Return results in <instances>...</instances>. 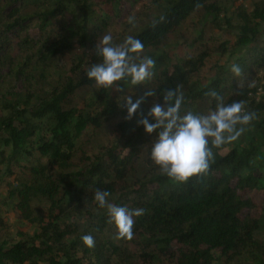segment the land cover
<instances>
[{
  "label": "trees",
  "instance_id": "16d2710c",
  "mask_svg": "<svg viewBox=\"0 0 264 264\" xmlns=\"http://www.w3.org/2000/svg\"><path fill=\"white\" fill-rule=\"evenodd\" d=\"M145 1L126 37L155 60L153 76L98 88L85 73L102 62L99 37L122 44L114 21ZM223 1L0 0V65L10 74L0 73V204L36 226L32 236L13 235L0 213V264H264V0L231 13ZM182 29L184 54H166ZM226 30L237 33L234 43ZM77 47L63 71L59 60ZM179 85L181 116L214 111L212 90L255 114L237 125L245 131L235 141L212 148L206 174L185 183L153 163L159 129L149 135L139 124ZM146 90L156 95L126 119V99ZM96 189L117 206L144 209L133 239L114 238ZM86 234L95 247L83 244Z\"/></svg>",
  "mask_w": 264,
  "mask_h": 264
},
{
  "label": "clouds",
  "instance_id": "9594fccd",
  "mask_svg": "<svg viewBox=\"0 0 264 264\" xmlns=\"http://www.w3.org/2000/svg\"><path fill=\"white\" fill-rule=\"evenodd\" d=\"M129 23L135 26L132 18H129ZM95 51L102 58V62L92 65L85 76L94 81L98 88L109 89L128 78L132 85H140L153 76L151 70L155 66V60L141 55L144 45L131 35L127 36L122 44L113 45L112 36L102 34ZM231 71L237 77L242 74L238 65H233ZM181 88L182 85H179L164 92L163 104L154 103L147 117L139 120V124L149 135L159 129L150 154L153 163L169 179L185 183L193 177L206 174L213 160L212 148H220L235 141L245 131L244 127L237 128V125H249L255 114L246 112L242 101L225 105L223 98L212 90L206 95L216 100L214 111L207 115L188 112L181 116ZM155 95L153 90H146L144 96L135 102L131 97L127 98L123 104L127 108L126 119L130 120L137 113L141 103ZM109 196L110 193L106 190L94 191L95 202L99 208L107 210L109 222L115 225L114 238L133 239L134 217L142 216L144 209L129 210L117 206L109 202ZM81 239L88 248L95 247L92 235H83Z\"/></svg>",
  "mask_w": 264,
  "mask_h": 264
},
{
  "label": "rangeland",
  "instance_id": "374dc122",
  "mask_svg": "<svg viewBox=\"0 0 264 264\" xmlns=\"http://www.w3.org/2000/svg\"><path fill=\"white\" fill-rule=\"evenodd\" d=\"M260 1L263 0H224L228 11L234 12L238 7H242L248 11H251L254 5ZM149 3L147 1L143 2L142 4L138 5L135 10L129 16H124L121 19L114 21V27L116 30L119 31V35L116 39L119 41L122 40L121 38L126 37L127 34H129V29L132 27V24L129 23V18H132L133 20H136L138 18V15L141 14L145 7L148 6ZM201 25L203 22H200L199 19H195V25ZM199 27H202L199 26ZM225 27V26H224ZM228 31V30H226ZM108 34V33H104ZM228 39L232 40V43L235 41V37L237 33L235 31H228L227 34H225ZM187 36V31L185 29H182L180 32H178L175 36H173L170 39V45L167 47V49L164 51L168 55H174V54H180L183 55L184 51L182 50L181 40ZM113 37V36H112ZM120 38V39H119ZM114 41V39L112 38ZM18 54V48L16 47V51L13 53V56H16ZM81 54L78 47L75 49V51L70 52L66 56H64L61 60L58 62V66L63 70H68L72 63L74 62L75 58ZM0 65V73L4 76V78L7 80L10 76L9 74V68L3 69ZM23 84L19 83L15 90H22ZM263 95V94H261ZM259 95V96H261ZM114 137V136H113ZM13 181V180H11ZM6 196V194H5ZM257 199H260L262 196L260 194H256ZM8 203H14V200L11 199V201L8 199ZM0 213L2 214L5 222L7 223L8 227L10 228L9 233L15 235L17 232H24L26 235L32 236L35 234L36 226L27 223L26 221L20 220L16 217L15 212L11 207L8 205H1L0 204Z\"/></svg>",
  "mask_w": 264,
  "mask_h": 264
}]
</instances>
